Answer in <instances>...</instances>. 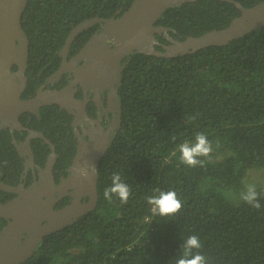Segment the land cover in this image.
Here are the masks:
<instances>
[{"label":"trees","instance_id":"16d2710c","mask_svg":"<svg viewBox=\"0 0 264 264\" xmlns=\"http://www.w3.org/2000/svg\"><path fill=\"white\" fill-rule=\"evenodd\" d=\"M132 1L27 0L21 23L30 42L29 88L34 91L56 70L58 52L76 25L119 17ZM237 1L252 7L264 0ZM240 14L229 1L197 0L168 7L156 25L184 40L223 29ZM98 27L81 31L73 45L80 47ZM124 60L121 126L99 164L98 205L45 235L23 264H175L183 238L193 234L201 240L207 264H264V26L228 44L177 57L133 53ZM58 114L57 106L44 107L41 123L32 127L51 139L68 166L73 152L58 145L64 133ZM197 132L212 143L211 161L188 167L179 162L177 145ZM33 144L36 162L43 163L47 145L41 139ZM22 169L11 133L1 130L0 180L17 185ZM113 172L131 189L126 204L103 196ZM245 181L257 184L260 209L239 200ZM155 189L175 191L180 211L153 216L146 197ZM13 197L0 190L1 202ZM6 223L0 218V230Z\"/></svg>","mask_w":264,"mask_h":264},{"label":"water","instance_id":"95a60500","mask_svg":"<svg viewBox=\"0 0 264 264\" xmlns=\"http://www.w3.org/2000/svg\"><path fill=\"white\" fill-rule=\"evenodd\" d=\"M197 0H133L129 8L119 17L89 18L76 25L68 34L61 52L67 55L76 36L93 23H102V31L94 35L81 49L75 60L86 57L91 60L89 67L80 75H91L93 70L107 71L113 65L133 53L151 54L158 57L172 58L196 50L213 46L225 45L233 39L264 26V1L252 7H245L237 0H224L234 3L241 14L223 29H213L200 36H188L184 40L172 37V30L163 25H156L160 16L168 7L180 6L186 2ZM27 0H0V119L1 126L24 128L18 117L27 110L38 113L41 106L57 103L61 107H70L77 104L71 82L63 89H39L37 96L22 99L21 93L25 90L27 77L25 71L29 57V38L23 29L21 19ZM120 10L117 11L119 13ZM164 33L168 44L158 41L156 34ZM113 44V45H111ZM161 45L163 50L156 48ZM70 64L74 66L76 61ZM54 74L60 77L69 66L67 62ZM16 66V70H12ZM124 65L120 68L122 71ZM77 74V73H76ZM78 76V75H77ZM86 76V75H85ZM78 78V77H77ZM30 137H40L51 145V154L48 157L46 169L40 171L39 185L30 187L24 184L11 185L0 180V190L17 194L12 199L0 201V218L7 223L0 230V264H23L33 255L42 238L50 233L72 224L84 214L93 211L98 205L96 169L87 177L81 175V170L87 171L86 157L93 149L96 150L97 160L102 157L113 138L107 137L100 145L96 137L90 142L81 141L69 177L54 189L52 183V166L56 159L55 146L41 131L28 129ZM13 143L21 155L29 156L26 166H34V154L30 139ZM83 181L77 183L78 179ZM49 182H51L49 185ZM77 183V184H76ZM75 187L70 195L75 200L63 207L55 208V203L63 197L65 188ZM59 192V196L54 195ZM89 193L91 201L87 204L80 202L83 194ZM45 198V199H44Z\"/></svg>","mask_w":264,"mask_h":264},{"label":"flooded vegetation","instance_id":"af4514ba","mask_svg":"<svg viewBox=\"0 0 264 264\" xmlns=\"http://www.w3.org/2000/svg\"><path fill=\"white\" fill-rule=\"evenodd\" d=\"M95 24H99V27L92 31L90 37H88L85 42L81 44L80 47H77V45H73L72 43L71 48L69 49L66 56H64L61 50L58 52L59 60L56 70L50 73L49 75L45 76L43 82H41L35 88L34 91H32V88H29L28 86L29 74L27 73V71H29L30 69V61L28 58V64L25 71V75L27 77L26 87L25 90L21 93L22 99H30L34 96H37L39 89H63L68 86L71 82L76 80V83L73 84V95L77 100V104H72V106L65 108L61 107L57 103H51L41 106L38 110V113H35L31 110L24 111L18 117L21 125L24 128L11 127L9 125L1 126L2 120L0 119V131L3 129L9 131L11 133L12 143L13 139H15L17 142H23L28 138L30 139L35 164L34 166H26V164L29 162V156L26 154V152L24 153L25 155H21L16 148L17 153L23 160V169L20 173L18 184H24L25 186L30 187L39 185L40 171L41 169H46L48 157L51 154V145L46 143L40 137H30L31 134L28 131V129H34L43 133L42 130L36 129L32 126L37 125V123H41L43 119L42 111L44 107H58L59 118L57 122L62 123L64 127V133L60 136V138L57 137L58 145H60L64 150L66 149V151L73 152L70 164L68 166H63L61 162H63L64 159L62 158L60 161V155L56 151V145L51 141L55 146V152L57 154L55 162L52 166V189L59 187L63 183V181L66 180L71 174L70 169L73 166L74 158L78 153L81 141L90 142L96 137L97 139H99L100 145H102L107 137L113 138L114 140L120 129L122 112L121 101L119 96V86L121 81L120 75L122 72L120 71V68L125 65V58H123L119 62V66L113 65L107 71L93 70L91 75L85 74L86 76L80 74L89 67V65L91 64V60L87 59L86 57H81L75 60V57L84 47V45L94 35L101 33L102 23H93L90 27L86 29L92 28ZM159 35H162L165 38L164 33H161ZM74 60L76 62L73 66L70 63ZM64 62H67L69 66H67V68L62 72L60 77L54 76L58 69L63 66L62 64ZM39 66L40 63L38 67ZM44 67L45 68L43 70L37 73V75H40V78L43 77V72L47 68V65H45ZM16 69V66H13L12 70L14 71ZM30 71L33 72L32 69H30ZM104 134H107V137ZM34 139H41L42 143L46 144L47 149H49L48 155L43 161V163L36 162V154L33 146ZM113 140L108 143V148L113 142ZM105 153L102 155V157L105 155ZM102 157L97 160L96 150L93 149L92 151H90V154L86 157L85 163L87 171L89 170L91 165L93 166V163H96L97 170H99V164ZM89 174L91 175V172H89L88 175ZM80 179L81 178L78 179V184L83 182ZM98 181L99 177L97 180V188ZM50 183L51 182H49V185H51ZM64 191L65 192L63 194V197L55 203V208L63 207L72 203L75 200V196L70 195L71 192L75 191V187L65 188ZM13 194L14 197L17 195L15 193ZM54 195L58 197L59 192L54 191ZM90 201L91 195L89 193L83 194L80 197V202L82 204H87Z\"/></svg>","mask_w":264,"mask_h":264},{"label":"clouds","instance_id":"9594fccd","mask_svg":"<svg viewBox=\"0 0 264 264\" xmlns=\"http://www.w3.org/2000/svg\"><path fill=\"white\" fill-rule=\"evenodd\" d=\"M175 139L173 137V140ZM176 151L179 153L180 163L188 167H197L211 161L213 146L205 133L197 132L194 134L193 140H184L179 143ZM201 157L204 159H201ZM89 172L95 173V167L91 165L88 171L81 170V175L87 177ZM243 183L244 188L239 192V200L255 209H260L262 205L257 184L246 181ZM154 192V195L146 197L147 203L151 206L150 211L153 216L167 217L180 211L182 203L175 191L155 189ZM130 194L131 189L124 182L121 174L113 172L111 185L103 190L104 198L112 202L113 196H115L119 198L122 204H126ZM201 248L202 243L198 235L193 234L183 238V242L180 245V255L176 258L175 264H207V257L200 251Z\"/></svg>","mask_w":264,"mask_h":264},{"label":"rangeland","instance_id":"374dc122","mask_svg":"<svg viewBox=\"0 0 264 264\" xmlns=\"http://www.w3.org/2000/svg\"><path fill=\"white\" fill-rule=\"evenodd\" d=\"M263 174V173H262ZM262 174L260 175V177H262V179L264 180V175L262 176Z\"/></svg>","mask_w":264,"mask_h":264}]
</instances>
